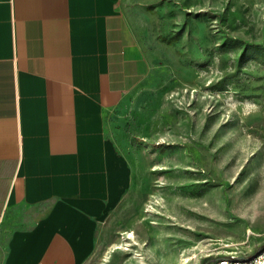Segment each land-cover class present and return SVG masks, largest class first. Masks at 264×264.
<instances>
[{
  "label": "rangeland",
  "instance_id": "rangeland-1",
  "mask_svg": "<svg viewBox=\"0 0 264 264\" xmlns=\"http://www.w3.org/2000/svg\"><path fill=\"white\" fill-rule=\"evenodd\" d=\"M129 12L144 68L108 122L120 197L86 264L250 257L264 248V0Z\"/></svg>",
  "mask_w": 264,
  "mask_h": 264
},
{
  "label": "crops",
  "instance_id": "crops-1",
  "mask_svg": "<svg viewBox=\"0 0 264 264\" xmlns=\"http://www.w3.org/2000/svg\"><path fill=\"white\" fill-rule=\"evenodd\" d=\"M130 1L0 0V264H86L113 229L108 122L144 68Z\"/></svg>",
  "mask_w": 264,
  "mask_h": 264
},
{
  "label": "built area",
  "instance_id": "built-area-1",
  "mask_svg": "<svg viewBox=\"0 0 264 264\" xmlns=\"http://www.w3.org/2000/svg\"><path fill=\"white\" fill-rule=\"evenodd\" d=\"M217 264H264V248L250 257L231 256L219 260Z\"/></svg>",
  "mask_w": 264,
  "mask_h": 264
}]
</instances>
